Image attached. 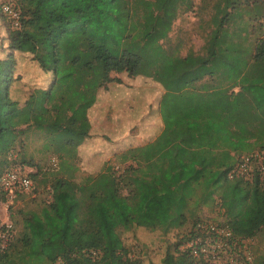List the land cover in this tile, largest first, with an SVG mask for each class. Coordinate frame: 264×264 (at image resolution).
<instances>
[{"label":"trees","instance_id":"1","mask_svg":"<svg viewBox=\"0 0 264 264\" xmlns=\"http://www.w3.org/2000/svg\"><path fill=\"white\" fill-rule=\"evenodd\" d=\"M192 5V0L11 5L19 25L9 19L10 53L0 59V177L14 167H35L30 177L36 186L48 185L50 198L38 209L19 210L21 231L14 232L12 223L11 240L4 249L0 244V264H144L130 256L123 231L142 225L154 231L162 221L163 233L192 227L166 245L160 264H212L200 252L216 237L199 225L204 209L218 210L235 239H243L236 229L242 225L257 229L245 231L244 238L264 233V179L229 178L243 155L255 148L264 152V0H214L200 52L182 56L179 46L164 44L180 11ZM0 12L7 19L1 4ZM15 52L31 55L53 75L48 89L30 91L22 103L10 94ZM112 74L151 79L160 87L163 129L151 142L121 153V171L107 166L76 181V150L93 134L91 112L102 104L108 84L121 82ZM33 132L45 136V151L55 146L50 152L58 157L57 171H43L26 159L23 142ZM15 152L19 163L10 158ZM122 190L129 199L119 196ZM257 264H264V256Z\"/></svg>","mask_w":264,"mask_h":264},{"label":"rangeland","instance_id":"2","mask_svg":"<svg viewBox=\"0 0 264 264\" xmlns=\"http://www.w3.org/2000/svg\"><path fill=\"white\" fill-rule=\"evenodd\" d=\"M124 1L130 5V0ZM8 2L9 5L17 4V0H0V4L3 6ZM213 2L214 0H192L193 5L189 10L180 11L172 25L168 42L164 44L165 47L179 46V52L182 56L186 55L188 51L200 52L209 30L204 21L208 20ZM260 21L264 26V17ZM8 22H10L9 18L6 19L0 12V59L8 57L10 53L7 47L6 33ZM13 61L14 67L11 72L13 82L10 87V94L21 103L28 97L30 91L34 89L45 90L52 84L53 75L44 73L38 64L32 60L31 55L15 52L13 53ZM112 77L119 78L121 82L119 84L112 82L108 84L110 87L108 90H103L102 104L91 112V120L94 123L92 137L76 150L75 165L77 170L73 173L76 181L86 177H94L107 166H111L116 171H121L125 166L121 164V153L129 148L141 146L162 128V121L157 110L162 93L160 87L151 79H131L123 74H112ZM152 109L154 110L152 111ZM45 142V136L34 132L30 133L23 142L25 157L27 160L32 158L33 163L38 164L43 171L55 172L58 170L59 160L56 154L50 152L55 146H50V151H45ZM18 149L20 148L17 146L16 150ZM17 152L10 158H16L19 163L21 160L20 156H17ZM253 153H260L259 149L255 148ZM262 154L264 155V152ZM52 158H55V166L51 164ZM26 168H29L32 174L36 173L35 167ZM39 179L42 180L43 177L38 176ZM34 185L36 186L35 183ZM19 195L21 197L15 195L9 203L8 211L0 215L2 222L8 221L11 225L12 223L16 225L14 231L16 233L21 231L19 210L38 209L42 201L50 198L48 185L44 187L38 183L36 191H33L32 188L29 191L21 192ZM119 196L129 199L125 190H122ZM140 201L137 200L136 203H140ZM200 215L204 221L200 222L199 225L208 224L216 230L214 232L216 237L211 239L213 243L205 245L206 253L212 264H257L264 256V233H259L252 238H244L246 234H249L245 231L254 234L257 229L245 230L246 226L242 225L236 229L244 232V234L238 233L243 239H235L230 234L225 218L218 213V210L209 212L204 209ZM159 223H164V221ZM158 224L157 230L154 231L147 229L146 227H151L147 225L123 231L122 239L129 249L131 257H139L144 264H160L166 245L181 238L192 227V224L188 223L182 228L163 233L158 229L160 227ZM191 245V242L187 243V246ZM248 256H250L249 260L247 259Z\"/></svg>","mask_w":264,"mask_h":264},{"label":"built area","instance_id":"3","mask_svg":"<svg viewBox=\"0 0 264 264\" xmlns=\"http://www.w3.org/2000/svg\"><path fill=\"white\" fill-rule=\"evenodd\" d=\"M3 12L9 17L13 27L19 25V13L11 5H4ZM51 164L56 165L55 158H52ZM30 171L26 167H14L1 175L0 189L4 193L5 199L0 201V215L8 211L9 203L14 199L17 192H26L33 188ZM256 176L261 180L264 179V155L261 153L243 155L229 173V178L237 177L249 182H252ZM11 228L12 225L8 221L2 222L0 220V244L2 249L6 248L11 240ZM202 228L216 232L215 228L208 224L202 225ZM194 250L196 254L197 250ZM200 252L207 254L205 246L200 249ZM247 259L249 260L250 256Z\"/></svg>","mask_w":264,"mask_h":264},{"label":"crops","instance_id":"4","mask_svg":"<svg viewBox=\"0 0 264 264\" xmlns=\"http://www.w3.org/2000/svg\"><path fill=\"white\" fill-rule=\"evenodd\" d=\"M162 129H163V124H162V128L152 137V138H150V139H148L147 141H145V143L144 144H146V143H148V142H151L152 140H154L160 133H161V131H162ZM144 144H142V145H144ZM141 145V146H142ZM137 147V146H136Z\"/></svg>","mask_w":264,"mask_h":264}]
</instances>
